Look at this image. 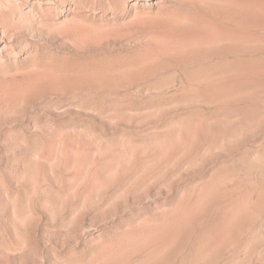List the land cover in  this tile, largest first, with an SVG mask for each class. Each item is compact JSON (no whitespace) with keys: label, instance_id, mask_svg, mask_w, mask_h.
<instances>
[{"label":"rangeland","instance_id":"rangeland-1","mask_svg":"<svg viewBox=\"0 0 264 264\" xmlns=\"http://www.w3.org/2000/svg\"><path fill=\"white\" fill-rule=\"evenodd\" d=\"M0 264H264V0H0Z\"/></svg>","mask_w":264,"mask_h":264}]
</instances>
